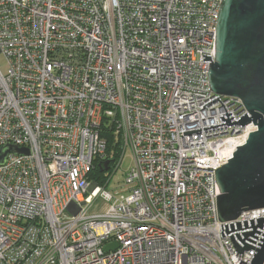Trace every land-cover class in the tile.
I'll use <instances>...</instances> for the list:
<instances>
[{"label":"built area","instance_id":"1","mask_svg":"<svg viewBox=\"0 0 264 264\" xmlns=\"http://www.w3.org/2000/svg\"><path fill=\"white\" fill-rule=\"evenodd\" d=\"M221 2L0 0V148L31 151L0 165V264H251L255 250L221 237L216 169L257 127L184 135L225 107L248 114L209 83ZM104 118L121 136L114 166ZM128 148L126 188L111 192ZM99 197L108 208L92 213Z\"/></svg>","mask_w":264,"mask_h":264},{"label":"water","instance_id":"2","mask_svg":"<svg viewBox=\"0 0 264 264\" xmlns=\"http://www.w3.org/2000/svg\"><path fill=\"white\" fill-rule=\"evenodd\" d=\"M211 60L212 55L203 54V61ZM209 69L213 92L240 98L248 114L236 120L220 96L215 99L225 107L226 114L219 116L223 123L184 131V135L236 124L253 123L257 127L243 145L237 146L229 161L216 169L220 191L217 206L223 223L221 237L230 236L239 256L246 250H255L251 264H264V216L232 222L244 212L264 208V0H222L216 57ZM30 152L29 148L6 144L0 148V165L11 153ZM108 164L109 161L106 170ZM117 247L118 243L113 242L105 249Z\"/></svg>","mask_w":264,"mask_h":264},{"label":"trees","instance_id":"3","mask_svg":"<svg viewBox=\"0 0 264 264\" xmlns=\"http://www.w3.org/2000/svg\"><path fill=\"white\" fill-rule=\"evenodd\" d=\"M114 123H110L107 118H104L101 136L107 141V160H110L111 164L114 163L120 157L122 153V141L121 136L117 133ZM112 169V168H111ZM105 171L104 167L97 163L92 176L99 185H105L110 177L112 170Z\"/></svg>","mask_w":264,"mask_h":264},{"label":"rangeland","instance_id":"4","mask_svg":"<svg viewBox=\"0 0 264 264\" xmlns=\"http://www.w3.org/2000/svg\"><path fill=\"white\" fill-rule=\"evenodd\" d=\"M0 61L2 64L3 71H5L7 68V64L2 55H0ZM133 165H134L133 153H132V150L128 148L126 152L124 153L121 166L118 168L117 171L114 172L111 178V181L107 186V189L110 190L111 192H115V191L121 192L123 187L126 188V186L124 185V180H125L127 172L133 167ZM110 166H114V164H111ZM127 193L128 191L125 192V194ZM107 208H108V203L105 202L101 197H99L95 201L91 212L92 213L105 212Z\"/></svg>","mask_w":264,"mask_h":264}]
</instances>
